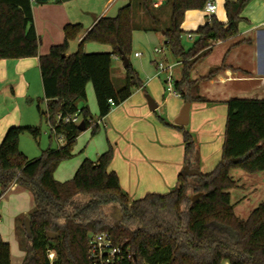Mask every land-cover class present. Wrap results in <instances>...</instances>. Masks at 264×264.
<instances>
[{
    "label": "trees",
    "instance_id": "1",
    "mask_svg": "<svg viewBox=\"0 0 264 264\" xmlns=\"http://www.w3.org/2000/svg\"><path fill=\"white\" fill-rule=\"evenodd\" d=\"M49 1L67 0H0V61L38 59L43 88L38 113L64 139L62 145L47 148L35 159L20 151L19 139L26 133L37 141L39 127L13 126L0 143V199L14 184L27 189L33 198V209L27 215L31 237L20 239L24 251L21 264H90L88 239L101 232L109 233L123 253L131 255V261L123 264H264V202L242 219L235 215L230 197V190L238 186L231 176L233 169L248 174L264 172V99H228L220 161L207 174L179 175L170 192L148 193L131 201L120 188L117 174L109 170L114 157L111 145L95 161L83 160L71 180L60 183L53 176L62 162L73 157L81 133L77 125L64 124L58 116L79 114L92 136L99 132V126L89 122L94 118L87 106V84L93 87L98 119L109 114V100L117 107L142 88L130 63L132 32L138 28L134 24L137 6L149 20L142 30L163 33V46L181 64L180 78L172 82L173 91L184 103L194 104L207 101L199 94V81L190 79V72L211 53L214 44L237 34L241 13L251 0H224L226 23L210 16L194 32L196 38L187 50L181 43L184 15L202 10L208 0H166L158 8H150L153 0H129L114 17L98 19L74 53L67 51L69 42L82 30L79 24L66 25L63 43L39 55L32 4ZM165 7H169L168 26L162 19ZM89 42L111 50L85 53L83 46ZM121 54L129 65L123 83L116 88L111 80L112 59ZM223 68L210 71L205 79ZM41 102H45V110L40 109ZM159 122L181 133L184 166L195 167L198 147L192 135L182 126L163 119ZM195 195L198 198L192 202ZM112 210L119 212V220L113 219ZM20 232L25 235L22 227ZM49 252L54 253L52 261ZM0 264H12L9 244L1 238Z\"/></svg>",
    "mask_w": 264,
    "mask_h": 264
},
{
    "label": "crops",
    "instance_id": "2",
    "mask_svg": "<svg viewBox=\"0 0 264 264\" xmlns=\"http://www.w3.org/2000/svg\"><path fill=\"white\" fill-rule=\"evenodd\" d=\"M81 1L67 0L62 3L49 1L44 4H32L33 24L40 42L39 55H46L52 46L63 43V29L66 25L79 24L82 30L75 40L69 42L70 50L67 51V54L74 53L81 39L94 23L102 17H109L107 16L109 11L118 3V0H106V4L101 0H87L86 4ZM155 1L152 2L154 6ZM128 2L129 0L123 2L121 7ZM223 4L224 0H217L216 13L212 16L219 22L226 23ZM209 17L203 9L187 11L181 30L189 32L187 35H193L195 39L194 32L204 25ZM241 17L243 20L237 26V34L214 44L211 53L200 60L190 72V79L199 81V94L207 101L190 105L188 124L184 126L198 147L196 155L198 162L195 167L189 168L197 170L200 174L212 171L221 159L227 114L225 102L232 97L264 99V0H251L244 8ZM140 27L143 29L142 25L138 26V29ZM91 44H84L85 53H104L111 50L107 45ZM189 48L184 47L185 50ZM153 54L160 56L152 57L150 63L152 67L136 66L143 84L142 88L134 90L127 100L111 109L102 119H98L93 87L87 84V106L94 121L101 122L99 132L95 136L91 135V129L80 133L73 148V157L62 162L54 172L56 181L63 183L71 180L83 160L95 161L111 145L114 157L109 170L117 174L120 188L131 201L140 199L148 193L164 194L176 186L180 172L186 167L182 135L179 131L162 125L159 119L174 125L184 105V101L166 93L162 86L169 74L173 81L180 78L181 64L176 59L175 63H170L163 50L161 53ZM140 56L139 53L136 58ZM112 60H119L121 67L115 66L116 71L124 77L125 68L120 58L113 57ZM159 64L164 66V71L158 72ZM177 66L178 77L174 78L173 73ZM221 66H224L222 70L205 79L210 71ZM167 67L171 69L166 70ZM112 70L113 68H111V80ZM0 93L4 97L3 104H5L0 107L1 143L7 130L13 126L37 127L35 126V115L36 112L38 113L37 101L40 95L43 99L38 59L1 60ZM148 95L157 105L154 111L148 107L146 99ZM171 100L173 103L169 105ZM34 104L37 111L34 109ZM79 106L82 104L80 103ZM46 125L47 133L51 138L50 126L47 122ZM232 171L231 176L242 181L234 191L245 187L244 181L250 178L247 176H251L250 181L253 183L249 192L264 187V172L246 175L244 171H234L233 174ZM232 191L233 189L230 190L231 200ZM9 196L15 199L17 208L9 221L10 225L8 223V229L7 226L6 229L5 226H0V238L9 244L11 263L21 264L24 251L20 245L21 232L18 221L23 220L32 211L33 198L27 189L16 184L1 198L2 201L7 200ZM8 202L9 199L4 202L2 212H5L4 207ZM238 202L239 200L236 199V206L232 202L234 213L244 219L237 212V207L240 206ZM261 202L264 201L258 200L259 204Z\"/></svg>",
    "mask_w": 264,
    "mask_h": 264
},
{
    "label": "rangeland",
    "instance_id": "3",
    "mask_svg": "<svg viewBox=\"0 0 264 264\" xmlns=\"http://www.w3.org/2000/svg\"><path fill=\"white\" fill-rule=\"evenodd\" d=\"M101 2L103 4H106V0H101ZM123 2H127V0H118V3L116 5V7L109 11L108 15L109 17H114L117 12H118V8H120L122 6V4H124ZM166 0L163 2L165 3ZM215 2L217 3V0H215ZM81 3L86 4L87 0H82ZM136 3V2H135ZM219 5V3H218ZM158 8L157 6L150 5V8ZM136 16H135V20H134V24L138 26L142 25L143 27L147 26L149 23V20L147 18V16L143 13L142 9H140V7H136ZM163 11L165 12V15L162 16L163 20H166L165 25L168 26L169 24V20L167 19V15L169 14V7H165L163 9ZM243 12V11H242ZM242 14V13H241ZM189 32H183L182 36H181V43L183 47L189 48L194 40V36L192 35L191 39H188L187 34ZM72 42V41H71ZM86 45H92L91 42L89 43H85ZM159 47H161V49L164 51L167 60L170 63H175L176 60L175 58L170 54L169 50L166 49L163 46V37H162V33L161 32H146L144 30H142V27H140L139 29H135L132 32V43H131V55H130V63L132 65V67L136 70V66H151V59L152 57H159L160 55H155L154 53V49L157 48L159 49ZM77 48V47H76ZM68 50H70V48H68ZM138 52L141 54L140 58H136L134 57V53ZM155 55V56H154ZM121 63L119 62V60H112V81L113 84L116 88H118L119 86H121V84L124 81V77H121L119 74H117L116 71V67H121L120 66ZM152 67V66H151ZM179 69V67L177 66L174 70V78H177V70ZM125 76V74H124ZM175 81V80H174ZM162 84V83H161ZM163 89L165 91V86L162 84ZM150 97V95H148ZM42 99V95L39 96L38 100ZM173 100H171L168 104H172ZM161 102V101H159ZM4 97L2 95V93H0V107L4 106ZM36 104H34V109L36 110ZM40 108L43 110L45 108L44 102L40 103ZM35 119H36V124L35 126L40 128V137L38 138L37 141L33 140V138L24 133L20 136L19 139V149L20 151L26 155L27 158H39L42 154V151L46 150L49 146H51V148H56L58 146L57 141L51 137L49 138V134L47 133V125L44 119H41L39 117V114L36 112L35 115ZM234 171H242L240 169L238 170H233L232 174L234 173ZM246 175H249L246 173ZM250 177L251 176H247ZM254 177V176H253ZM252 177V178H253ZM250 178H246V180L244 181L245 187L237 189L236 191L231 192L232 194V202L234 203V205L236 206L237 204L235 203V200H239V207H237V212L243 216L244 219H246L248 217V215L250 214V212L259 204L258 200L264 201V187H258V189L256 191L249 192L250 186L253 185V183L250 181L252 179ZM234 180H236L238 182V185H240L242 183L241 180L238 181L237 178H234ZM238 187V186H237ZM236 187V188H237ZM175 187L169 189L170 192L171 190H173ZM163 194V193H160ZM246 196V197H244ZM246 198V199H245ZM9 199V202L5 205V212H2V206L4 205V202H7ZM7 200H0V226H7L8 229V223L10 225L11 219H12V214L14 213V211L17 208V205L15 206V199L8 198ZM112 217L113 219L119 220L120 216L119 213H116V211L112 210ZM24 220V219H23ZM23 220L19 219L18 223H19V227H22L23 229ZM24 231V230H23ZM25 233V232H24ZM26 236L24 234H22L21 238L22 240H24Z\"/></svg>",
    "mask_w": 264,
    "mask_h": 264
},
{
    "label": "built area",
    "instance_id": "4",
    "mask_svg": "<svg viewBox=\"0 0 264 264\" xmlns=\"http://www.w3.org/2000/svg\"><path fill=\"white\" fill-rule=\"evenodd\" d=\"M31 2H34L35 0H30ZM165 0H156L155 1V6H160L163 4ZM217 5L215 1L213 0H208L205 5H204V12L212 16L216 13ZM188 39H191V35H187ZM155 53H161L162 49H154ZM135 57L139 56V53L134 54ZM164 66L162 64H159L157 67L158 72L164 71ZM171 67H167L166 70H170ZM165 92L168 94H172L176 97H179L172 88V77L171 75H167L165 79ZM109 106L111 109L115 108L116 105L112 100L108 101ZM57 120H61L62 123L64 124H75L78 125L81 122V118L79 114H74V115H68L63 118L57 117ZM92 124H97L98 126L100 125V120H89ZM50 126V132L53 136V138L57 141L58 146L62 145L64 143V139L62 135H58L55 132V128L51 125ZM88 260L90 264H123L124 261H131V255L129 253H123L122 249L116 245L113 242V239L111 235L107 232H101V233H96L93 234L89 237L88 239ZM54 253L49 252L48 258L50 261L53 260Z\"/></svg>",
    "mask_w": 264,
    "mask_h": 264
},
{
    "label": "water",
    "instance_id": "5",
    "mask_svg": "<svg viewBox=\"0 0 264 264\" xmlns=\"http://www.w3.org/2000/svg\"><path fill=\"white\" fill-rule=\"evenodd\" d=\"M229 26L226 27V29H228ZM120 60L122 62V65L124 68H126L129 65V60L123 55H120ZM147 103H148V107L151 111H154L157 108V105L154 103V101L147 96ZM190 105L191 103L189 101L185 102L184 105L182 106L179 116L178 118L174 121V125L177 126H186L188 124V119H189V110H190ZM77 129L80 132H84L86 130V126L84 124L83 121H81L78 125H77ZM181 177L185 178V177H196L199 176L200 173L197 170H192L189 168V166H186L179 174ZM198 198V195H195L194 197H191V201L194 202L196 199ZM116 213H119L116 210ZM23 229L25 232V235L27 238L31 237V225H30V220L28 217H25L23 220ZM49 239H53V235L49 234L48 235Z\"/></svg>",
    "mask_w": 264,
    "mask_h": 264
}]
</instances>
